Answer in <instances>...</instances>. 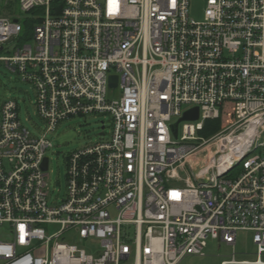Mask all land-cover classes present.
Instances as JSON below:
<instances>
[{
  "label": "built area",
  "instance_id": "built-area-1",
  "mask_svg": "<svg viewBox=\"0 0 264 264\" xmlns=\"http://www.w3.org/2000/svg\"><path fill=\"white\" fill-rule=\"evenodd\" d=\"M18 1L24 18L0 0V62L46 127L30 131L13 98L0 106V264H179L240 231L257 259L221 264H264V0H206L201 20L190 0ZM226 102L232 120L194 144ZM98 113L109 135L67 156L51 199L49 134Z\"/></svg>",
  "mask_w": 264,
  "mask_h": 264
},
{
  "label": "rangeland",
  "instance_id": "rangeland-1",
  "mask_svg": "<svg viewBox=\"0 0 264 264\" xmlns=\"http://www.w3.org/2000/svg\"><path fill=\"white\" fill-rule=\"evenodd\" d=\"M4 3L5 0H1L2 6ZM205 5L206 0H190V15L196 20L203 19ZM12 8L16 15L25 17L26 14L21 10L18 0H14ZM10 98L18 101L20 116L25 125L33 133L40 135L46 126L35 111L33 87L22 81L19 75L10 70L5 63L0 62V106ZM111 126L112 119L109 114L76 115L61 121L57 129L49 134L53 147L47 150L46 157L50 160L47 180L51 199L62 198L65 193L67 156L72 151L97 141L102 132L109 135ZM180 134H182L181 126ZM197 136L200 139L193 141L194 144H202L211 137L203 130L197 132ZM203 155V152L199 154L200 157ZM236 173V171H232L229 177L235 176ZM180 174L183 179L189 176L194 178L189 166L185 170H180ZM179 185L185 186L187 183L182 180ZM46 228L48 234L58 230L57 225L46 226ZM252 235L251 231H240L235 247L226 243L220 244L215 239H209L205 255H188L179 264H221L225 260L232 259L234 252H236L238 261H255L257 248ZM57 241H66L65 236L57 238ZM83 246L87 248V245L83 244ZM87 249L89 250L90 247Z\"/></svg>",
  "mask_w": 264,
  "mask_h": 264
},
{
  "label": "trees",
  "instance_id": "trees-1",
  "mask_svg": "<svg viewBox=\"0 0 264 264\" xmlns=\"http://www.w3.org/2000/svg\"><path fill=\"white\" fill-rule=\"evenodd\" d=\"M31 26V23L28 21L24 22V28L27 30ZM232 111L229 102H226L221 107L220 117L214 120H207L204 126L203 131L209 135L215 134L221 128L226 126L232 120Z\"/></svg>",
  "mask_w": 264,
  "mask_h": 264
},
{
  "label": "water",
  "instance_id": "water-1",
  "mask_svg": "<svg viewBox=\"0 0 264 264\" xmlns=\"http://www.w3.org/2000/svg\"><path fill=\"white\" fill-rule=\"evenodd\" d=\"M14 21L18 22L19 19L18 18H14ZM111 85H113V86L117 85V77L116 76H113L111 78ZM198 113H199L198 107H195V108L185 112L184 115L178 120V122L173 124V131H174L175 136H177V134H178V124H179V122L182 121V120H195V119L198 118V115H199ZM43 168L44 169L47 168V160H45ZM197 182L199 184H203L204 183L203 180H197Z\"/></svg>",
  "mask_w": 264,
  "mask_h": 264
},
{
  "label": "bare ground",
  "instance_id": "bare-ground-1",
  "mask_svg": "<svg viewBox=\"0 0 264 264\" xmlns=\"http://www.w3.org/2000/svg\"><path fill=\"white\" fill-rule=\"evenodd\" d=\"M194 158V157H193Z\"/></svg>",
  "mask_w": 264,
  "mask_h": 264
}]
</instances>
